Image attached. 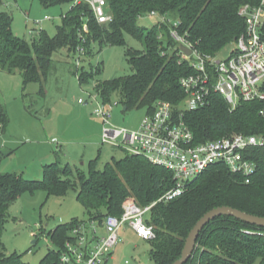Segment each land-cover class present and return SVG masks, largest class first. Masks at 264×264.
<instances>
[{"label": "trees", "instance_id": "1", "mask_svg": "<svg viewBox=\"0 0 264 264\" xmlns=\"http://www.w3.org/2000/svg\"><path fill=\"white\" fill-rule=\"evenodd\" d=\"M74 1L38 0L43 9L64 4L70 7L53 37L40 31L29 42L12 32L11 16L0 12V70L20 73L24 85L36 83L42 87L52 68L53 54L61 51L73 54L85 22L89 28L86 48L89 44L124 47L131 73L99 82L96 77L100 68L97 67L95 72L82 70L79 78L85 83L88 79L96 80L102 99L117 100L125 108L124 112L145 108L148 114L160 101L181 102L184 93L180 81L194 71L181 58L170 37L171 25L156 22L147 28L140 26L138 19L155 12L167 20L177 21L178 33L193 50L204 57H214L243 33L244 21L238 15L240 7L256 5L260 0H106L112 20L105 24L96 22L87 4L73 5ZM125 36L140 42L143 50L126 47ZM261 107L259 102L242 103L231 111L226 101L212 92L208 104L186 112L184 121L196 144L238 133L264 136ZM7 124V110L0 100V127L5 128ZM8 155L9 152L0 150V162ZM245 157L255 165L249 183L224 165L216 164L188 181L181 196L152 208L147 222L155 235L147 241L152 264H173L178 260L190 230L214 208L225 206L264 217V149L251 148ZM72 183L78 186L77 199L83 204L88 219L99 221L106 215L119 216L122 204L129 198L145 207L173 186L170 172L137 155L112 159L103 170L96 169V162L90 163L87 176L69 164L61 168L56 163L43 168L39 181L0 172V264H29L16 253H7L2 242L10 204L26 192L33 194L40 190L47 197L64 195L76 188ZM77 223L60 224L47 231L54 249L48 250L39 264H61L62 249ZM256 262L264 264V228L221 216L202 229L193 256L186 264Z\"/></svg>", "mask_w": 264, "mask_h": 264}, {"label": "rangeland", "instance_id": "2", "mask_svg": "<svg viewBox=\"0 0 264 264\" xmlns=\"http://www.w3.org/2000/svg\"><path fill=\"white\" fill-rule=\"evenodd\" d=\"M69 7L64 4L43 9L38 0L0 2V12L11 16L12 32L28 42L32 39L30 31H44L53 37ZM45 15L51 20L37 23ZM159 20V16L146 15L138 19V24L149 28ZM125 44L143 50V45L129 36H125ZM234 49V42L228 44L218 52L217 59L229 58ZM85 53L80 57L83 70L95 72L99 67L96 77L99 82L131 73L124 47L89 44ZM77 58L78 55H67L66 51L53 54L52 68L42 87L36 83L24 85L20 73L0 70V100L8 114L7 126L0 127V150L9 152L1 159L0 172L39 181L43 168L56 163L61 168L69 164L87 176L90 163L96 162V169L103 170L112 159L131 155L123 149L102 144L101 136L106 128L136 131L147 117L146 109L123 112L119 104L112 111L110 124L104 126L102 119L92 114L90 100L76 77ZM87 81L83 84H90L91 81ZM78 99L87 104H78ZM72 185L76 188L64 195L47 197L40 190L33 194L26 192L10 204L2 234L7 253H16L26 263L39 264L48 250L54 249L47 231L60 224L88 219L83 204L77 199L78 186ZM119 238L120 243L106 264H152L147 241L125 227L120 230Z\"/></svg>", "mask_w": 264, "mask_h": 264}, {"label": "built area", "instance_id": "3", "mask_svg": "<svg viewBox=\"0 0 264 264\" xmlns=\"http://www.w3.org/2000/svg\"><path fill=\"white\" fill-rule=\"evenodd\" d=\"M82 3L89 6L98 24L111 22L112 15L106 0H75L73 5ZM238 15L243 19L245 28L234 41L235 49L231 56L225 60L217 59V55L204 57L193 50L184 36L178 33L177 21L167 20L155 12L147 15L159 16L158 22L171 25L170 37L178 50L181 45L191 50L190 56H185L180 50L179 53L194 74L180 81L184 93L181 102L156 103L136 131L104 129L101 143L141 156L150 164L167 170L172 175L173 186L157 201L145 207L126 200L119 216L106 215L101 221L87 219L77 223L62 249L61 264H106L111 252L120 243L119 232L124 227L142 240H152L155 235L147 223L152 208L157 203L181 196L187 182L210 166L222 164L249 183L255 165L246 159L245 153L251 148L264 149V136L238 133L196 144L192 131L184 121L186 112L204 108L208 104L212 92L220 95L231 111L242 103L259 102L262 104L259 115L264 117V0L256 5L241 6ZM45 20L51 18L45 15L37 23ZM29 33L33 38L39 32ZM87 34L88 26L84 22L79 35L80 43L73 52L78 55L75 59L76 77L90 100L92 114L100 117L107 126L112 111L119 105L118 101H104L96 82L89 81L90 84L85 85L79 78L83 70L80 57L86 54ZM78 104L87 102L78 99Z\"/></svg>", "mask_w": 264, "mask_h": 264}, {"label": "water", "instance_id": "4", "mask_svg": "<svg viewBox=\"0 0 264 264\" xmlns=\"http://www.w3.org/2000/svg\"><path fill=\"white\" fill-rule=\"evenodd\" d=\"M179 50L185 56H190L192 53L190 49L186 48L183 45L179 47ZM123 111H125V108H123ZM221 216H229L237 220H240L246 224L264 228V217H257V216L249 215L239 210H236L230 207H225V206L214 208L208 211L207 213H205L195 223V225L190 230V232L188 233L185 239L180 258L176 260L173 264H186L188 260H190L191 257L193 256V253L195 251L196 241L202 229L207 224H209L212 220H214L215 218L221 217Z\"/></svg>", "mask_w": 264, "mask_h": 264}]
</instances>
